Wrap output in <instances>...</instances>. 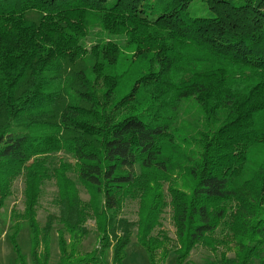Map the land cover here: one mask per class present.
Masks as SVG:
<instances>
[{"label": "trees", "instance_id": "obj_1", "mask_svg": "<svg viewBox=\"0 0 264 264\" xmlns=\"http://www.w3.org/2000/svg\"><path fill=\"white\" fill-rule=\"evenodd\" d=\"M18 181L14 264H264V0H0V212Z\"/></svg>", "mask_w": 264, "mask_h": 264}, {"label": "rangeland", "instance_id": "obj_2", "mask_svg": "<svg viewBox=\"0 0 264 264\" xmlns=\"http://www.w3.org/2000/svg\"><path fill=\"white\" fill-rule=\"evenodd\" d=\"M188 12L191 16L196 18H207L209 17V12L206 7L200 3L199 1H193L189 5ZM78 190L80 192V196L82 199L86 200L88 195L86 194L85 190L80 186L77 185ZM21 190L22 185L21 182H16L13 187V195L5 202L4 207L0 212V264H14L15 255L13 252V247L11 242L8 239L7 231L9 227V216L10 211L14 208L15 211L21 212L23 210V203L21 198ZM54 197V187L52 185H47L44 189V193L40 199L38 208H37V220L40 224H44L46 216L48 214H54L57 212V208L53 203ZM136 205L129 204L125 207L121 216L125 217L129 221H136ZM163 226L165 230L168 232L170 238H174L173 228L170 223V215L167 211L166 214L163 216ZM89 228H93V222L88 223ZM16 244L19 248L21 255L25 258H29L30 254V235L29 231L24 226L17 238ZM96 238L90 237L89 239L85 240L82 245V252L83 251H90L96 247ZM221 251H217L216 254H210L206 251L203 247L199 246L195 248L189 258L187 264H218L219 254ZM227 259H233L232 253L226 254ZM58 260V249L55 240V235H51L50 240V259L48 264H57ZM219 260V261H218ZM107 264H110V256L106 257ZM217 262V263H215ZM175 255L170 253L166 259L165 264H175ZM122 264H150L147 258V254L145 250L138 245L136 242L135 237L133 236L131 242L126 248L125 251V258ZM230 264V263H226ZM257 264V262H254Z\"/></svg>", "mask_w": 264, "mask_h": 264}]
</instances>
